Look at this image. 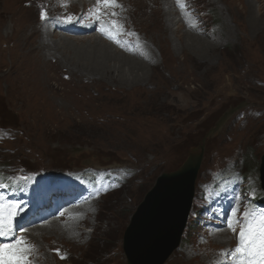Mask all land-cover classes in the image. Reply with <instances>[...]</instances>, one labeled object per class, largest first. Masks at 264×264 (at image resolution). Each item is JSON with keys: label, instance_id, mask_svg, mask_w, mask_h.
<instances>
[{"label": "rangeland", "instance_id": "rangeland-1", "mask_svg": "<svg viewBox=\"0 0 264 264\" xmlns=\"http://www.w3.org/2000/svg\"><path fill=\"white\" fill-rule=\"evenodd\" d=\"M45 3L0 0V167L34 176L127 167L134 176L105 197L85 200L76 219L31 231L38 263L127 264L122 236L136 206L159 176L200 153L194 198L209 173L224 168L249 176L251 193L262 191L264 0H196L199 13L180 17L165 0H128L125 22L147 44L146 57L137 52L138 58L92 35L49 31L53 17L42 28ZM195 13L205 34L187 30ZM27 59L45 80L31 93L21 84ZM240 103L201 151L196 145L216 119ZM186 230L165 264H212L213 250L234 244L214 238L204 251L193 220Z\"/></svg>", "mask_w": 264, "mask_h": 264}, {"label": "water", "instance_id": "water-1", "mask_svg": "<svg viewBox=\"0 0 264 264\" xmlns=\"http://www.w3.org/2000/svg\"><path fill=\"white\" fill-rule=\"evenodd\" d=\"M235 110L225 112L202 142L217 134ZM201 156L159 176L131 216L123 236L127 264H164L180 244L193 199ZM264 189V157L260 169Z\"/></svg>", "mask_w": 264, "mask_h": 264}, {"label": "snow or ice", "instance_id": "snow-or-ice-1", "mask_svg": "<svg viewBox=\"0 0 264 264\" xmlns=\"http://www.w3.org/2000/svg\"><path fill=\"white\" fill-rule=\"evenodd\" d=\"M105 4L112 3V0H103ZM12 230L11 221L5 222V218L0 216V235L4 234V229ZM234 264H264V215L259 218L258 224L254 227L252 223H247L240 231L239 246L230 254Z\"/></svg>", "mask_w": 264, "mask_h": 264}, {"label": "bare ground", "instance_id": "bare-ground-1", "mask_svg": "<svg viewBox=\"0 0 264 264\" xmlns=\"http://www.w3.org/2000/svg\"><path fill=\"white\" fill-rule=\"evenodd\" d=\"M227 1H229V0H227ZM82 3V1L80 2V4ZM51 26H48V30L50 31V30H52L51 28H53V25L52 24H50ZM55 29V28H54ZM45 33V32H44ZM92 42V41H91ZM91 44H93V43H91ZM43 47V46H42ZM38 51V50H37ZM33 53V52H32ZM33 58V57H32ZM31 59V58H30ZM30 59H27V60H25L26 62H24V66L22 67L23 69H24V72H22V75H24V77H23V80H22V89H23V91H24V93H31V92H33V91H29L28 89H32V88H34V86H36V81L38 82V86H40V85H42L43 83H44V81L45 80H43V81H38V77L36 76V71H38L37 69H34L35 67L33 66H31V62H32V60H30ZM37 59V58H36ZM36 61V60H35ZM32 63H34V62H32ZM21 65H22V63H21ZM35 65H37V67L40 69V65H38V63L36 64L35 63ZM43 65H44V63H43ZM42 68V67H41ZM20 69H21V67H20ZM21 71V70H20ZM19 79V78H18ZM40 84V85H39ZM25 86H27V87H25ZM4 235V234H3ZM3 235H0V237H2L3 238V242L4 243H6V242H8L9 240H10V238L8 237V236H3ZM83 237L82 236H80V237H78L77 238V240L75 241V240H73V242L74 243H76L77 241H79L80 242V239H82ZM228 240V238H227V236H224V235H221V236H218V237H216L215 238V241L216 242H218V243H224V241H227ZM84 246V243H80L79 244V247H83Z\"/></svg>", "mask_w": 264, "mask_h": 264}]
</instances>
